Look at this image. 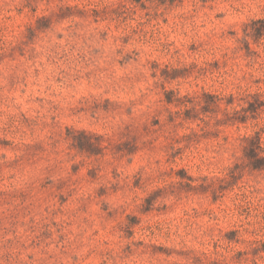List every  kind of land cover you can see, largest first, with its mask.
I'll list each match as a JSON object with an SVG mask.
<instances>
[{
  "label": "rangeland",
  "instance_id": "rangeland-1",
  "mask_svg": "<svg viewBox=\"0 0 264 264\" xmlns=\"http://www.w3.org/2000/svg\"><path fill=\"white\" fill-rule=\"evenodd\" d=\"M24 2L0 0V264H264V171L245 167L217 200L178 184L223 176L259 128L264 146V107L171 122L183 106L165 95L264 93V36L253 57L237 48L264 0Z\"/></svg>",
  "mask_w": 264,
  "mask_h": 264
},
{
  "label": "trees",
  "instance_id": "trees-1",
  "mask_svg": "<svg viewBox=\"0 0 264 264\" xmlns=\"http://www.w3.org/2000/svg\"><path fill=\"white\" fill-rule=\"evenodd\" d=\"M32 0H25L24 4L18 9L23 7H32ZM95 11V9H92ZM44 16L37 18L39 21L43 19ZM243 36L237 39L238 49L244 50L246 56L253 57L255 52L250 48V39L258 40L264 36V18L252 20L249 23H246L243 28ZM198 46L192 47L196 50ZM236 48V49H237ZM196 64H190L189 67L186 65L181 67H170L165 65L162 69V76L164 79H175L180 75L183 76V72H187L189 68L196 67ZM185 75V74H184ZM257 81H264V79H259ZM166 102L174 103L176 106H183L182 110L169 111V120L175 122L177 119L189 120V119H199L202 122L206 123L205 116L207 113H216L220 110L221 104L225 105L223 110V118L216 120V125H234L238 123H246L250 119L257 118L262 107H264V93L255 92V93H246L242 94L244 96L236 97L234 94L228 95H219L211 94L209 92L203 91L200 94L190 96L188 94L179 96L178 93L173 91H166ZM236 100H243L246 105L242 106L238 104L239 108H232V111L228 110V107L233 105ZM203 115V116H202ZM154 124H159V120L155 119ZM263 128L255 131L252 135H244L238 138L243 146V161L241 163H234L231 167L227 168V171L223 176H213L207 177L203 176L201 178V183L198 185H193L191 182L193 178L191 176H185L186 182H178L179 186H184L191 191H199L201 193H210L213 200L221 198L224 194V191L231 187L235 180L238 179L244 168L248 167L251 170L264 171V146L262 143L261 133ZM83 133V132H82ZM197 134L192 132L190 135H187L188 138L195 137ZM77 139V147L80 150H88L91 153H95L96 147L99 149V146L93 142L83 141L80 138ZM129 145V143H128ZM122 150L119 146L117 151H126V153H131L133 150L130 148H124ZM183 177V176H182ZM164 188H158L150 193L147 197L144 198V211L151 209L154 205L157 197L161 194ZM236 230H232L229 233L224 235V238L227 241L236 240ZM218 241L214 242V245H218ZM251 248V254L257 255L260 251L258 247L259 240L249 241ZM264 245V244H262ZM194 253V251L189 250L187 254ZM249 252H237V256L247 255ZM200 256H207L206 253L201 252ZM223 264H226L225 258L221 259Z\"/></svg>",
  "mask_w": 264,
  "mask_h": 264
}]
</instances>
